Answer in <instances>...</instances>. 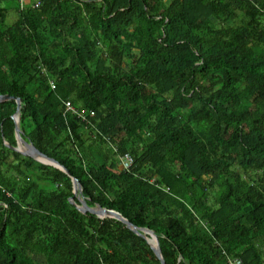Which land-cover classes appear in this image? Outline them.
Returning a JSON list of instances; mask_svg holds the SVG:
<instances>
[{
  "label": "trees",
  "instance_id": "1",
  "mask_svg": "<svg viewBox=\"0 0 264 264\" xmlns=\"http://www.w3.org/2000/svg\"><path fill=\"white\" fill-rule=\"evenodd\" d=\"M20 3L0 0V94L23 137L166 264H264V0ZM16 112L0 102V264H162L6 145Z\"/></svg>",
  "mask_w": 264,
  "mask_h": 264
},
{
  "label": "water",
  "instance_id": "2",
  "mask_svg": "<svg viewBox=\"0 0 264 264\" xmlns=\"http://www.w3.org/2000/svg\"><path fill=\"white\" fill-rule=\"evenodd\" d=\"M10 99H15L17 101V112L13 115V118L16 123L15 134L17 138V145L13 146L7 141L5 142L6 145H8L13 150L18 151L25 156L32 157L41 163L52 165V166H55L65 171L68 175L72 177L73 186H74V190H73L74 195L70 198V202L79 211H81L82 213L95 214L97 217L101 219L109 217V218H115L117 220L122 221L123 223L126 224L128 228L132 229L136 234L145 238L149 242L151 247L153 248L156 256L160 259L161 263L166 264L162 250H161L159 237L154 230L148 227H139L135 225L128 218H126L123 214H121L120 212L116 210L103 207L100 204H96L95 206H90L88 204L87 198L84 196L83 187L79 179L75 176H72L70 170L64 165H62L58 160L43 153L40 149H38L33 144V142H30L23 137V132L20 127V121H21L20 109H21V102H22L21 98L10 95V94H0V102H4ZM76 198L78 199V202L76 201Z\"/></svg>",
  "mask_w": 264,
  "mask_h": 264
},
{
  "label": "built area",
  "instance_id": "3",
  "mask_svg": "<svg viewBox=\"0 0 264 264\" xmlns=\"http://www.w3.org/2000/svg\"><path fill=\"white\" fill-rule=\"evenodd\" d=\"M22 4L24 3L25 0H19ZM35 6H39V2L36 1ZM68 108H72L70 103H68ZM133 157L131 154L127 153L122 157V164L124 168L128 169L130 166L133 164ZM228 262L229 264H241L242 261L239 258H230L228 257Z\"/></svg>",
  "mask_w": 264,
  "mask_h": 264
},
{
  "label": "clouds",
  "instance_id": "4",
  "mask_svg": "<svg viewBox=\"0 0 264 264\" xmlns=\"http://www.w3.org/2000/svg\"><path fill=\"white\" fill-rule=\"evenodd\" d=\"M127 153H129V152H126V153L120 155V158H119V159H120V167H121L122 169H124V170H129V169H131L132 165L134 164V161H133V164L130 166V168H128V169L124 168V166H123V164H122V157H123L125 154H127ZM73 193H74V192H73Z\"/></svg>",
  "mask_w": 264,
  "mask_h": 264
},
{
  "label": "rangeland",
  "instance_id": "5",
  "mask_svg": "<svg viewBox=\"0 0 264 264\" xmlns=\"http://www.w3.org/2000/svg\"><path fill=\"white\" fill-rule=\"evenodd\" d=\"M15 16H16L15 11L12 10V12L9 16V20L13 21L15 19Z\"/></svg>",
  "mask_w": 264,
  "mask_h": 264
},
{
  "label": "crops",
  "instance_id": "6",
  "mask_svg": "<svg viewBox=\"0 0 264 264\" xmlns=\"http://www.w3.org/2000/svg\"><path fill=\"white\" fill-rule=\"evenodd\" d=\"M19 3H20V1H19ZM19 5H20V8H24L23 4L20 3ZM3 6H5V3L4 2H3Z\"/></svg>",
  "mask_w": 264,
  "mask_h": 264
}]
</instances>
